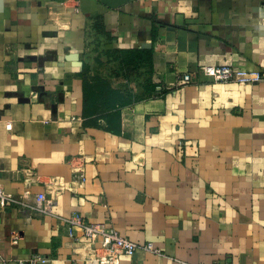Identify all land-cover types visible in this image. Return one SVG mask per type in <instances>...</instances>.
<instances>
[{"label":"crops","instance_id":"1","mask_svg":"<svg viewBox=\"0 0 264 264\" xmlns=\"http://www.w3.org/2000/svg\"><path fill=\"white\" fill-rule=\"evenodd\" d=\"M117 49L152 50L164 94L112 132L86 125L80 74ZM205 66L264 73V0H0V185L53 204L0 209L7 264H86L74 217L164 255L120 264H264V82L216 83Z\"/></svg>","mask_w":264,"mask_h":264},{"label":"trees","instance_id":"2","mask_svg":"<svg viewBox=\"0 0 264 264\" xmlns=\"http://www.w3.org/2000/svg\"><path fill=\"white\" fill-rule=\"evenodd\" d=\"M100 27V25H98ZM98 65L92 71L84 65L80 77L83 81V117L86 125L98 126L99 120L110 124L120 121L121 110L135 102L158 96L157 87L152 83L153 52L149 49H117L99 52ZM110 75H106V67ZM136 84L140 91L131 88ZM163 95L164 92L161 91ZM113 132V131H112Z\"/></svg>","mask_w":264,"mask_h":264},{"label":"built area","instance_id":"3","mask_svg":"<svg viewBox=\"0 0 264 264\" xmlns=\"http://www.w3.org/2000/svg\"><path fill=\"white\" fill-rule=\"evenodd\" d=\"M202 73L205 77L216 83L264 82V73L262 72H235L228 66H205L202 69ZM189 82L190 76H184L183 84H188ZM157 90L160 94L161 89L157 88ZM7 129L10 130L11 126L8 125ZM80 177H83V175H80ZM26 194L16 195L7 193L0 185V209L4 210L10 205L19 206L23 208L26 218H33L34 215L52 214L53 204L47 200L44 194H38L33 204L27 201ZM62 223L67 228L68 236L75 243H87L91 246L87 253L86 264H120V259L123 256L133 257L139 251L164 256L151 243H136L122 237L114 228L109 227L106 223H90L84 221L82 217L63 219ZM76 231H79V234ZM47 262L48 260L40 256H34L26 264H45ZM0 264H7L1 253Z\"/></svg>","mask_w":264,"mask_h":264},{"label":"water","instance_id":"4","mask_svg":"<svg viewBox=\"0 0 264 264\" xmlns=\"http://www.w3.org/2000/svg\"><path fill=\"white\" fill-rule=\"evenodd\" d=\"M48 58L49 59L53 58L55 60H58V53H56V52L50 53Z\"/></svg>","mask_w":264,"mask_h":264}]
</instances>
